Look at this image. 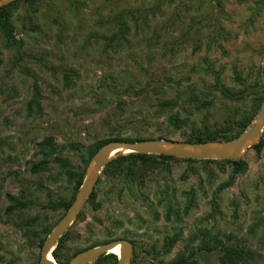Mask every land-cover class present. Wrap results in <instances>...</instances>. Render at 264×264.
<instances>
[{
    "label": "rangeland",
    "instance_id": "obj_1",
    "mask_svg": "<svg viewBox=\"0 0 264 264\" xmlns=\"http://www.w3.org/2000/svg\"><path fill=\"white\" fill-rule=\"evenodd\" d=\"M11 24L13 39L0 33V264H39L42 230L66 212L47 205L76 195L66 171L83 167L81 148L112 134L186 142L206 128L235 139L264 100V0H21ZM49 138L67 165L34 172ZM257 144L239 173L183 159L136 181L102 170L52 252L65 264L127 240L128 264H218L224 247L264 264V129Z\"/></svg>",
    "mask_w": 264,
    "mask_h": 264
},
{
    "label": "water",
    "instance_id": "obj_2",
    "mask_svg": "<svg viewBox=\"0 0 264 264\" xmlns=\"http://www.w3.org/2000/svg\"><path fill=\"white\" fill-rule=\"evenodd\" d=\"M17 0H0V9ZM264 129V100L252 126L237 138L228 141L204 143H187L168 140H142L138 142L111 141L100 147L91 159L78 188L74 201L44 239L39 264H58L51 252L58 239L68 231L69 227L81 213L87 200L94 192L99 175L105 166L120 154H141L165 156L183 160H238L248 149L259 141ZM113 248H119L120 259L114 264H128L132 256V244L127 240H114L103 245L82 251L65 264H91ZM48 257L51 260H48Z\"/></svg>",
    "mask_w": 264,
    "mask_h": 264
},
{
    "label": "trees",
    "instance_id": "obj_3",
    "mask_svg": "<svg viewBox=\"0 0 264 264\" xmlns=\"http://www.w3.org/2000/svg\"><path fill=\"white\" fill-rule=\"evenodd\" d=\"M21 0L15 1L13 4H9L3 8L0 9V33L3 35V37L6 40L13 39L12 35V24H11V14L12 10L15 7V5ZM25 1V0H24ZM238 2H242L244 0H235ZM125 33L124 30V24H122L120 28V34L123 35ZM117 35L114 36V39H116ZM14 41V40H13ZM15 42V41H14ZM2 64V61L0 59V65ZM39 93L36 89L35 96H38ZM35 101V99H33ZM33 102H29L28 105L30 106ZM165 106L169 105L168 102L164 103ZM252 121V118H245L239 123L240 131L237 135H240L245 128L249 125V123ZM168 124L173 127L176 130H179L184 125V122L179 119L178 115H172L167 117ZM205 132H202V134L198 133L193 137H190L186 140V142L189 143H204V142H213V141H229L234 138H228L226 135L230 132H226V134H219L218 132H211L207 128L204 130ZM143 139H133V138H123L120 135L112 134L111 138H107L105 140L96 142L92 144L91 146H87L85 148L78 149V146L75 145L71 146V148L75 151H79L81 154L80 159L81 163L83 164V167L77 171H66L68 182L74 184V190L76 191L83 180L84 174L87 170V167L93 158V156L96 154V152L105 145L108 142L111 141H127V142H138L142 141ZM157 140H161V138H157ZM261 144H257L253 146V149H259ZM39 151L42 153V160L33 166L32 171L38 172L42 170L48 169V164L50 161L56 162L58 164L67 165V160H63L60 157H54L55 153H58L57 146L53 143L52 139H46L42 143L38 145ZM178 161L177 159L165 157V156H152V155H141V154H120L117 155L116 158L111 160L103 169V173L105 176L109 179L116 180L118 182L120 181H136V178L145 179L152 176V173H154L157 170H160L162 166L166 164L167 161ZM185 162H194V160H183ZM226 163L231 164L234 167V172L239 173L243 169V163L240 160L232 161L227 160ZM232 182L225 184V186H230ZM75 194L73 193L71 199L68 202L58 201V202H49L47 205V208L52 211H57L59 209H63L64 211H67L72 202L74 201ZM95 199V194H91L89 198V202L93 203V200ZM12 205L15 203L18 204V200L11 198ZM94 209H96V206H92ZM52 230L51 227L44 228L41 232L43 237H46L50 231ZM36 235V233H35ZM42 238H40L41 240ZM177 236L173 237L171 240H169L167 247V250L170 249L172 244L176 241ZM44 241V240H43ZM59 243H61V240H59ZM42 240L40 241L39 248L42 247ZM94 247V246H93ZM52 257L58 264H63L61 256L58 254L57 250L53 251L51 253ZM74 254L73 256H75ZM70 259L67 258L64 260V263L68 262ZM117 261L114 254L112 255H103L100 257L94 264H98L103 262V264H112ZM171 264H199L195 260H188L181 256H178L176 259H174ZM218 264H250V258L247 253L243 252L242 250H237L232 247H224L222 250V256L220 257Z\"/></svg>",
    "mask_w": 264,
    "mask_h": 264
},
{
    "label": "bare ground",
    "instance_id": "obj_4",
    "mask_svg": "<svg viewBox=\"0 0 264 264\" xmlns=\"http://www.w3.org/2000/svg\"><path fill=\"white\" fill-rule=\"evenodd\" d=\"M108 253L116 255L117 256V259H120L119 248H113ZM48 260H51V258L48 257Z\"/></svg>",
    "mask_w": 264,
    "mask_h": 264
},
{
    "label": "flooded vegetation",
    "instance_id": "obj_5",
    "mask_svg": "<svg viewBox=\"0 0 264 264\" xmlns=\"http://www.w3.org/2000/svg\"><path fill=\"white\" fill-rule=\"evenodd\" d=\"M119 258V257H118Z\"/></svg>",
    "mask_w": 264,
    "mask_h": 264
}]
</instances>
